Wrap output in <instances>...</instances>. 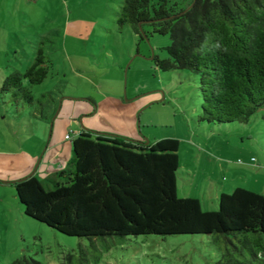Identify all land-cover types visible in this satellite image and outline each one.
I'll use <instances>...</instances> for the list:
<instances>
[{
    "label": "rangeland",
    "instance_id": "rangeland-1",
    "mask_svg": "<svg viewBox=\"0 0 264 264\" xmlns=\"http://www.w3.org/2000/svg\"><path fill=\"white\" fill-rule=\"evenodd\" d=\"M3 2L0 81L14 69L24 72L41 49L49 73L30 89L36 98L50 92L54 101L43 104L42 117L38 116L41 107L15 106L8 95L0 93V264L22 257L39 264H212L216 248L206 235L199 234L98 238L95 244L101 258L95 262L87 238L66 235L25 215L12 182L36 169L52 125L58 122L54 117L59 102L65 99L72 102L66 118L71 133L78 126L91 133L128 138L106 128L116 125V130L128 131L125 123L135 110L140 134L178 139L177 194L200 196L205 209L208 206L199 191L201 187L212 193L211 174H221L225 176L221 180L229 182L237 174H250L245 156L264 159V107L246 123L201 121L197 73L156 68L151 57L167 56L163 47L170 44L169 35L152 33L140 40L130 26L118 31V0ZM114 94L122 95L124 107H117ZM188 170L192 171L189 175L185 174ZM42 182L51 187L50 182ZM79 247L85 249L89 261L79 258Z\"/></svg>",
    "mask_w": 264,
    "mask_h": 264
},
{
    "label": "trees",
    "instance_id": "trees-1",
    "mask_svg": "<svg viewBox=\"0 0 264 264\" xmlns=\"http://www.w3.org/2000/svg\"><path fill=\"white\" fill-rule=\"evenodd\" d=\"M118 4V31L130 26L140 40L152 33L169 35L170 44L163 47L167 56L151 57L156 68L197 73L201 121L246 123L264 107V0ZM49 66L38 50L24 72L14 69L2 78L0 93L15 106L42 109L54 101L52 94L36 98L30 87L47 77ZM179 145L174 137L146 142L83 129L71 140L67 167L45 179L51 187L34 174L12 183L25 215L87 238L95 262L101 258L98 238L199 234L216 248L212 264H264V195L235 187L219 194L213 210L202 209L195 197L178 196ZM79 251V258L89 261L85 249ZM12 264L39 263L22 257Z\"/></svg>",
    "mask_w": 264,
    "mask_h": 264
},
{
    "label": "crops",
    "instance_id": "crops-1",
    "mask_svg": "<svg viewBox=\"0 0 264 264\" xmlns=\"http://www.w3.org/2000/svg\"><path fill=\"white\" fill-rule=\"evenodd\" d=\"M6 1V0H0V2ZM69 3V0H65ZM3 2V3H4ZM68 3L66 5V9L68 8ZM79 9V8H77ZM26 84V81H24ZM133 92V91H132ZM134 94V93H132ZM64 98V97H63ZM113 98L116 100L118 106L124 107V100H122V95L114 94ZM130 98V97H129ZM76 99V98H69V100ZM128 100H131L128 99ZM60 103L59 112L63 111L62 115H59V112L55 114L54 120H58V122H55L52 125L51 134L49 135V139L46 142V146L41 154L40 160L37 163L36 169L31 173L34 174L39 180L43 181L46 178L53 176L61 169H64L69 164L71 158H72V147H71V140L77 136L83 129H78V126L75 128L73 127V132L69 130L71 127V123L66 121L67 114L70 112V108L72 107V102L66 101L65 99H62ZM76 106H73V110H75ZM57 108V103L54 104L52 108V112L55 111ZM44 107H42L41 112L38 114V116H44ZM78 109V108H77ZM82 110V109H79ZM135 110L130 113V118L128 117L126 120V127L128 128V131H121L116 130V125L114 129L111 127L106 128V130H114L115 132L120 133L121 135L127 136L128 138H132V140H145V137H148L149 142H154L156 140H159L161 137L155 136L154 139L147 133L140 134L138 132L139 125L137 126L134 115ZM55 113V112H54ZM76 116V115H75ZM85 123V122H84ZM85 124H88L87 122ZM144 133V131H143ZM69 134L71 139H66L65 136ZM144 135V136H143ZM171 137H174L172 135H169ZM250 156V155H249ZM245 156V159L247 161V170L250 174H237L233 180H230L229 182H225V180H221V176L225 178V176L221 174H211L214 176V180L210 183V188L212 190L211 194H207L205 190H203L200 187V192H203V200L205 204H207V208L204 210H213L215 209V205L218 201V196L220 193H227L232 191L235 187H243L248 190L260 193L264 195V159L259 158L255 161L254 156ZM254 158V159H253ZM209 161H214L213 158L209 157ZM254 167V169H253ZM179 168V167H178ZM221 169L223 167L221 166ZM25 172L24 174H28V172ZM192 171L185 172V174H191ZM29 174V175H31ZM196 176V174H195ZM210 190V191H211ZM184 197H194L191 194H187ZM195 198L199 199L200 204L202 203V199L200 196H195ZM210 204V205H209ZM202 205V204H201Z\"/></svg>",
    "mask_w": 264,
    "mask_h": 264
},
{
    "label": "built area",
    "instance_id": "built-area-1",
    "mask_svg": "<svg viewBox=\"0 0 264 264\" xmlns=\"http://www.w3.org/2000/svg\"><path fill=\"white\" fill-rule=\"evenodd\" d=\"M65 138H66V139H71V137H70L69 134H67V135L65 136ZM253 159H254V158H253Z\"/></svg>",
    "mask_w": 264,
    "mask_h": 264
},
{
    "label": "water",
    "instance_id": "water-1",
    "mask_svg": "<svg viewBox=\"0 0 264 264\" xmlns=\"http://www.w3.org/2000/svg\"><path fill=\"white\" fill-rule=\"evenodd\" d=\"M147 142V141H146Z\"/></svg>",
    "mask_w": 264,
    "mask_h": 264
}]
</instances>
